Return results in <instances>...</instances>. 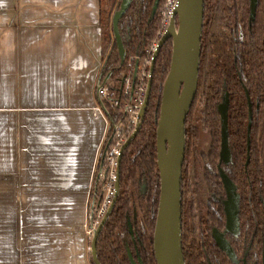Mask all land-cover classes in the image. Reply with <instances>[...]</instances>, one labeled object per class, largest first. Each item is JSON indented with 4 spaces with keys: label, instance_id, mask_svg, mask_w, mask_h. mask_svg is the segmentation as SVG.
I'll return each instance as SVG.
<instances>
[{
    "label": "crops",
    "instance_id": "obj_1",
    "mask_svg": "<svg viewBox=\"0 0 264 264\" xmlns=\"http://www.w3.org/2000/svg\"><path fill=\"white\" fill-rule=\"evenodd\" d=\"M101 37L100 0H0V264H92Z\"/></svg>",
    "mask_w": 264,
    "mask_h": 264
},
{
    "label": "trees",
    "instance_id": "obj_2",
    "mask_svg": "<svg viewBox=\"0 0 264 264\" xmlns=\"http://www.w3.org/2000/svg\"><path fill=\"white\" fill-rule=\"evenodd\" d=\"M138 2L139 11L136 13L144 18L139 24L133 17L136 15L134 13L128 21V42L124 43L126 56L135 52L138 42L146 43L152 40L157 29L159 17L156 15L150 19L154 0ZM162 2L163 0H159V4ZM116 7L117 0H100V23L104 25L103 28L101 26V43L106 42L108 48L112 39L109 30L106 29ZM249 10L250 0H204L197 89L185 122V162L181 175L182 208L183 203L191 199L187 203L191 210L192 201L202 190L203 181L199 178L202 174V161L197 152L201 130L208 132L211 138L208 160L213 163L217 159L219 141L217 105L225 91L229 96L228 131L231 153L238 165L241 184L244 190H248L247 175L249 177L262 175L264 196V0L256 1L252 20H249ZM148 18L152 20L151 27L144 30ZM171 49V39H168L155 60L149 104L140 131L120 158L119 194L96 244L100 264H130L127 253L123 251L124 246L135 259L133 240L127 227L129 221L133 239L142 253L140 256L142 263L155 264L152 234L159 193L155 129L162 84L169 70ZM245 91L252 104L250 164L246 173ZM259 167L258 173L256 169ZM99 182L96 186L97 191L101 187ZM182 221L183 234L194 236L189 234V230L190 224L193 228L196 227V221L190 217H185ZM188 249L195 251V243ZM124 250L127 252V249ZM194 258L193 254L184 252L185 264L189 262L194 264Z\"/></svg>",
    "mask_w": 264,
    "mask_h": 264
},
{
    "label": "flooded vegetation",
    "instance_id": "obj_3",
    "mask_svg": "<svg viewBox=\"0 0 264 264\" xmlns=\"http://www.w3.org/2000/svg\"><path fill=\"white\" fill-rule=\"evenodd\" d=\"M138 1L141 0H132L130 8L123 17L127 19L126 21H129V19L132 18L133 16L132 14L135 13L136 15H134L133 17L135 18L137 23L139 24L141 23L140 20L143 19L144 16L137 14L139 11ZM154 4H155V0L151 8L152 17H150V19L154 18L158 13L160 6L159 0L155 9H154ZM150 19L146 20V24L144 25V30L151 27L150 22H152V20ZM123 37H124V40L122 38L123 43H127L128 30H125L123 32ZM154 38L155 36L153 37L152 40L147 41L146 43L144 41L138 42L136 44V48L134 49L135 52L128 53V56H126V52H125L126 59L124 60L122 65H120L118 62V64L116 65L110 64L109 66L110 70L108 72L112 71V74L109 76V79L104 82L109 84L108 85L109 94L108 97L106 98L107 100L103 102L107 114L106 117L104 116L107 122V135L104 141V146L105 143H107V141L111 139V142L107 150L113 148L117 149L118 155L116 157L115 162H103L102 167L99 169V174L96 177L97 180H99V178H102V182H101L100 191L95 194L93 200L91 199L92 201H94V207L97 206V208H100L105 200L108 201V205L106 209L111 204L115 194L114 186L116 181V168L117 166H119L117 163L118 158L119 157L121 158L123 152L130 146L131 142L136 138V136L139 133V132L137 133L134 139L129 143L128 147L125 150H123V152L120 154V149L125 144L127 139L131 136V134L135 131L136 126L140 120L139 119L140 108L142 107V104L144 103L145 100L147 83L150 78L149 68L151 65L153 52L155 50L154 49L153 51H151L149 50V48ZM112 57H114V59H112L111 62L115 63L116 55ZM128 60H130L131 63L129 68L125 67ZM140 65H141V70L139 68ZM131 68L133 70H131ZM153 71H154V67H153ZM128 72L129 74H127ZM151 78H153V74ZM151 87H152V83H151ZM225 95H227V99H228V107H227L228 157L227 159H221L220 152H221L222 139H221L220 106L222 104L223 97ZM245 97L247 104V125H246V142H245L246 155L244 160V171L246 173L247 167L250 164L252 104L246 91H245ZM137 100L141 101V104L138 106L136 104L138 102ZM160 100H161V95H160ZM248 100L250 105L248 103ZM249 109H250V113H249ZM228 110H229V96L228 93L225 91L221 96V100L219 104L217 105V113L219 117V141H218L217 159H215L213 163L210 162L207 158L211 149V138L208 132L203 131L206 132L209 137V146L206 153L200 152L199 150V144H200V136H199V141L197 143V152L201 156V161H202V169H201L202 174L201 176H199V178L202 179L203 181L201 185L202 190L200 191L198 196L195 197V199L192 201L193 202L192 209H194V211H191L192 209L190 210V208L187 207V203H189L191 199L186 200L183 203L184 207L182 208V194H181L182 253H183V257H184V252L193 254L195 256L193 260L194 264H264V196L262 193L263 192L262 175L258 174L255 177H251V176L249 177L247 175L246 179L248 181V185H247L248 190H244V186L241 184L242 180L238 174L239 172L238 165L235 162L236 160L231 153V144H230L229 131H228ZM127 120L131 125V130L129 131L123 130V129H127L124 127ZM249 122H250V127L248 130ZM200 132H202V130ZM117 134H120L122 136H121V140L116 142L115 145V139ZM155 140H156V129H155ZM184 162L185 161L183 159V164ZM103 167H105L106 175H103L102 172ZM198 171H200V168L198 169ZM259 171H260V167L256 169V172L259 173ZM181 175H182V170H181ZM103 176H106L107 178H104ZM223 176L226 177V179L229 180L234 186L233 190L229 191V193L225 190V184L222 178ZM119 178H120V174H119ZM158 192H159V188H158ZM158 197H159V193H158ZM97 201L99 202L98 205L96 204ZM185 217L193 218L196 221V227L193 228L190 224V230H189V234L194 236H188L183 234L182 219L184 220ZM93 219L96 220V215L93 216ZM128 223L131 227L130 221L127 222V225ZM184 235H185V239H184ZM133 241H134L132 242L134 249L133 255L135 257L134 260H136L137 251L139 252L140 256H142V253L141 251H139L137 244L135 246L134 239ZM194 243H195V251L189 250L188 247H190ZM136 249L137 251H135ZM188 264H190V262Z\"/></svg>",
    "mask_w": 264,
    "mask_h": 264
},
{
    "label": "water",
    "instance_id": "obj_4",
    "mask_svg": "<svg viewBox=\"0 0 264 264\" xmlns=\"http://www.w3.org/2000/svg\"><path fill=\"white\" fill-rule=\"evenodd\" d=\"M256 1L250 0V20L253 19L256 9ZM132 0H120L118 8L111 15V32L113 43L116 46L119 64L125 60L124 43L119 31V23L130 8ZM158 4L155 0L154 9ZM204 0H177L173 8L168 25L159 38L151 65L149 68L150 78L147 83V90L144 103L140 108L139 122L135 131L127 139L120 149V154L134 139L140 130L144 119L145 111L151 92L152 74L155 59L168 39H171V58L168 73L164 79L161 90V100L159 105V115L156 122V165L159 177V197L154 219L152 234L153 257L155 264H185L181 243V170L185 152V121L193 104L196 94L198 70L201 51V35L203 27ZM112 71L108 72L101 83V74L96 84V96L99 109L106 117L105 106L100 98L102 85ZM249 103V100H248ZM250 105V103H249ZM227 95L223 97L220 106L221 115V159H227ZM250 113V109H249ZM250 122L248 124V130ZM111 139L105 143L103 152L107 148ZM104 154L100 158L102 167ZM120 157L118 158L119 165ZM100 167V168H101ZM225 190L232 191L233 184L222 177ZM115 194L111 204L105 210L101 219L91 228L87 235L89 254L92 264H100L97 258L96 244L100 232L107 221L115 205L119 193V166L116 168ZM98 205L99 202L97 201ZM94 201L90 206L89 221L93 219ZM230 220V219H229ZM128 232L133 240L132 228L127 225ZM130 264H143L138 253L134 260L127 249Z\"/></svg>",
    "mask_w": 264,
    "mask_h": 264
},
{
    "label": "rangeland",
    "instance_id": "obj_5",
    "mask_svg": "<svg viewBox=\"0 0 264 264\" xmlns=\"http://www.w3.org/2000/svg\"><path fill=\"white\" fill-rule=\"evenodd\" d=\"M119 1L120 0H117V7L114 9V11L118 8ZM168 2H169V0H163V2L160 3L159 10H158V13H157V16L159 17L158 18L159 21L157 23V30L155 32L156 33L155 34V38L151 42V45H150V48H149V50H151V51H153L155 49V47H156L157 41L159 40L160 35H161V33L159 31H161V26H162L163 22H165L164 18H165V16L168 15V10H170V7L168 6ZM126 20H127L126 18H123L120 21V23H119V31H120V34H121V37L123 38V40H124L123 32L125 30H128V25H129L128 21H126ZM108 25H109V27L106 29V31L109 30V34H111V39L112 40H111V46L109 48H108L106 42L104 44H102V68H101V72H100V74H101V81L104 80L105 75L110 70L109 69L110 64H115L116 65L119 62L118 61V58H117V51H116L115 45L113 43L110 22L108 23ZM101 26L103 28L104 25H101ZM115 55H116V57H115V63H112L111 60L114 59V57H112V56H115ZM125 59H126V57H125ZM130 65H131L130 60H128V62L125 65V67L129 68ZM139 68L141 70V65H140ZM131 70H133V69L131 68ZM127 74H129V72ZM108 82H110V81H108ZM159 105H160V103H159ZM158 110H159V106H158ZM124 127L127 128V129H123V130H126V131L131 130V125L129 124L128 120L125 123V126ZM121 136L122 135H120V134H117L116 135L115 145H116V142H118L119 140H121ZM208 146H209V137H208V134L206 132H203L202 131V132H200V144H199V150H200V152L206 153L207 150H208ZM110 150H112V149H108L107 151H105V153H103L104 154V159H103L104 162H109L108 160H109V152H110ZM102 172H103V175H106L105 174V167L102 168ZM103 177L104 178H107L106 176H103ZM100 180L102 182V178H100ZM101 217H97V218H101ZM136 244H137V242L135 241V246H136ZM137 247H138V245H137ZM124 249H128V248L124 246ZM124 249H123V251L125 253H127ZM135 251H137V249ZM137 253H138L139 257H140V254H139L138 251H137Z\"/></svg>",
    "mask_w": 264,
    "mask_h": 264
},
{
    "label": "built area",
    "instance_id": "obj_6",
    "mask_svg": "<svg viewBox=\"0 0 264 264\" xmlns=\"http://www.w3.org/2000/svg\"><path fill=\"white\" fill-rule=\"evenodd\" d=\"M176 2H177V0H169V2H168V6L170 7V10H168V15L165 16V18H164L165 22H163V24H162V26H161V31H159V32L161 33V35H162V33L165 31V29H166V27H167V25H168L169 18H170V15H171V12H172L173 8L175 7ZM101 83H102V82H101ZM108 85H109L108 83H104V84L102 85V89H101V91H100V98L102 99L103 102L107 100L106 98L108 97V94H109V92H108ZM137 101H138V102H137L136 104H137V106H138V105L141 104V101H140V100H137ZM98 110H99V112H100L101 115H102V112L100 111L99 108H98ZM103 116H104V115H103ZM103 141H104V140H103ZM103 145H104V144H103ZM117 155H118V151H117V149H114V148H113L112 150H110V152H109V162H115ZM107 205H108V201L105 200V201L102 203V206H101L100 208H97V206L94 207V210H93V211H94V212H93V216L96 215V220L92 219L91 222L89 221V225H88V227L86 228V235H89V234H90V232H91V230H90L91 226L93 227V226L98 222V220H99L100 218H97V217H101V216L104 214ZM93 220H94V221H93Z\"/></svg>",
    "mask_w": 264,
    "mask_h": 264
}]
</instances>
